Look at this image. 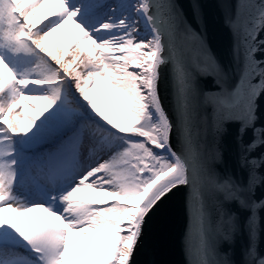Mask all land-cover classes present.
I'll list each match as a JSON object with an SVG mask.
<instances>
[{"label":"snow or ice","instance_id":"snow-or-ice-1","mask_svg":"<svg viewBox=\"0 0 264 264\" xmlns=\"http://www.w3.org/2000/svg\"><path fill=\"white\" fill-rule=\"evenodd\" d=\"M222 22L0 0V264H170L181 213L186 264H264V0Z\"/></svg>","mask_w":264,"mask_h":264},{"label":"water","instance_id":"water-1","mask_svg":"<svg viewBox=\"0 0 264 264\" xmlns=\"http://www.w3.org/2000/svg\"><path fill=\"white\" fill-rule=\"evenodd\" d=\"M177 3L182 5L186 11L189 10L194 3H199L203 6L206 13L211 14L213 28L211 44L212 47L216 49L219 58L221 60L225 59L228 56L230 34L223 27V9L228 5H235L236 0H177ZM201 83L206 84L203 80ZM261 215L264 216V213ZM186 226L187 216L185 213H181L176 219L171 247L163 257L165 260L169 261L170 264H186V258L181 243ZM260 247L261 250L264 251V233L261 234Z\"/></svg>","mask_w":264,"mask_h":264},{"label":"rangeland","instance_id":"rangeland-1","mask_svg":"<svg viewBox=\"0 0 264 264\" xmlns=\"http://www.w3.org/2000/svg\"><path fill=\"white\" fill-rule=\"evenodd\" d=\"M68 27H69V26H65V30H64V31H67ZM54 35H55V34H54Z\"/></svg>","mask_w":264,"mask_h":264}]
</instances>
